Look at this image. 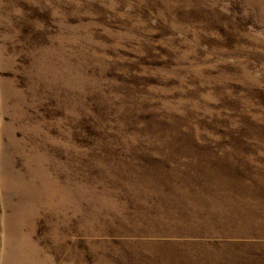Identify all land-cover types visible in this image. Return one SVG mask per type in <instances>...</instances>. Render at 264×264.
Instances as JSON below:
<instances>
[{"label": "rangeland", "instance_id": "rangeland-1", "mask_svg": "<svg viewBox=\"0 0 264 264\" xmlns=\"http://www.w3.org/2000/svg\"><path fill=\"white\" fill-rule=\"evenodd\" d=\"M0 264H264V0H0Z\"/></svg>", "mask_w": 264, "mask_h": 264}]
</instances>
